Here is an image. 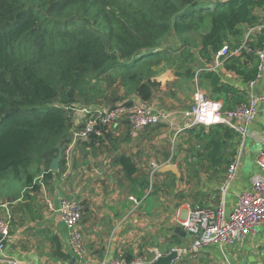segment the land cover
<instances>
[{
	"label": "trees",
	"instance_id": "obj_1",
	"mask_svg": "<svg viewBox=\"0 0 264 264\" xmlns=\"http://www.w3.org/2000/svg\"><path fill=\"white\" fill-rule=\"evenodd\" d=\"M259 9L264 0H0V179L22 182L21 197L38 192L64 172L63 159L55 173L50 164L70 142L75 106L113 107L131 96L151 102L163 71L184 68L193 78L191 51L212 60L223 45L238 47ZM258 71L257 64L245 80ZM207 131L189 153L210 158L225 147L219 132L234 138L223 126ZM116 154L125 193L141 199L146 175Z\"/></svg>",
	"mask_w": 264,
	"mask_h": 264
},
{
	"label": "crops",
	"instance_id": "obj_2",
	"mask_svg": "<svg viewBox=\"0 0 264 264\" xmlns=\"http://www.w3.org/2000/svg\"><path fill=\"white\" fill-rule=\"evenodd\" d=\"M255 13L260 20L250 35L249 44L257 50L264 40V9ZM248 29L244 30L240 45ZM191 52L195 62L191 72L193 78L185 76L187 69L173 66L156 79L159 86L151 102L171 114L168 124L149 127L136 137H131L127 127L121 125L100 147L90 148L81 143L69 173L66 176L62 173L48 182L53 193L45 194L40 188L36 193L29 192V197L17 196L18 199L10 204L0 201V207H8L13 214L10 235L0 251V260L25 264H77L70 254L69 234L58 211L62 199L79 200L84 207L79 226L91 261H110L119 253L130 260L148 259L152 250L166 252L172 247L189 245V235L174 231L180 228L179 222L190 210L196 207L216 210L222 206L228 215L241 192L250 189L253 177L260 175L264 179L256 165L257 159L264 156V104L258 107L255 120L248 126L242 151L239 139L232 131L233 139H226L219 132L217 138L225 142V147L220 154L210 158L187 151L190 146L193 151L199 147L194 137L201 128L187 129L181 117V113L192 105L196 91L221 103L224 109H232L252 96L264 94V72L252 87H249L252 80H245L258 64L256 54L250 52L246 56L242 51L215 65L213 58L201 57L196 49ZM232 68H239L241 73ZM116 153L129 157L139 173L147 175V181L150 165L158 166L150 189L149 181L148 187L143 189L141 205L132 212V203L127 197L139 199L133 194L115 192L112 197L100 195L99 198L94 194L101 188L99 181L106 182L120 174V167L112 165ZM238 153L236 174L227 183V167ZM169 164L176 166L178 178L170 172H160ZM173 177L176 178L174 182ZM53 239L58 242V252ZM180 259L179 264H264V227H256L236 246L209 245L194 258L185 254Z\"/></svg>",
	"mask_w": 264,
	"mask_h": 264
},
{
	"label": "built area",
	"instance_id": "obj_3",
	"mask_svg": "<svg viewBox=\"0 0 264 264\" xmlns=\"http://www.w3.org/2000/svg\"><path fill=\"white\" fill-rule=\"evenodd\" d=\"M254 27L248 29L243 43L233 50H229L227 45H223L213 55L214 64L218 65L226 58L239 55L242 51L255 53L258 59V78L260 73L264 72V40L257 50H254L249 44ZM256 81L257 79L250 81L249 87H252ZM262 104H264V94L252 96L246 103L238 104L232 109H224L221 103L209 99L200 91H196L192 105L181 113V117L187 129L203 128L207 131L215 126L227 128L237 136L241 149H243L244 142L248 137V126L255 120L258 107ZM156 106L153 102H143L136 97L113 107L75 106L72 125L69 129L70 142L62 152L65 167L62 175L66 176L69 173L73 159L77 154V146L81 143H89L92 137L97 142L94 147H99L98 142L104 133L113 132L121 125L127 127L131 137H136L149 127L168 124L172 118L171 114ZM239 156L240 153L233 158L227 167V183L236 174ZM256 165L264 174V156L257 159ZM157 169V164L152 163L150 165L149 189L151 178L155 176ZM127 199L132 203L131 212L142 203V199L133 196H128ZM58 211L69 234L70 254L77 264H155L156 260L166 257L170 253L176 254L171 264H179L182 255L187 254L194 258L202 248L209 245L236 246L243 238L252 234L256 227H264V179L260 175L254 176L250 189L241 192L237 204L228 215L225 214L222 206L216 210L205 207H196L190 210L186 217L179 222V227L191 237L189 245L172 247L166 252L152 250L148 259L137 257L129 260L123 253H119L110 261L96 263L91 261L79 226L84 212L82 203L79 200L62 199ZM12 221L13 214L10 209L6 206L0 207V251L4 249L9 238ZM0 264L25 263L4 259L0 260Z\"/></svg>",
	"mask_w": 264,
	"mask_h": 264
},
{
	"label": "rangeland",
	"instance_id": "obj_4",
	"mask_svg": "<svg viewBox=\"0 0 264 264\" xmlns=\"http://www.w3.org/2000/svg\"><path fill=\"white\" fill-rule=\"evenodd\" d=\"M189 38L194 39L195 36L191 34ZM170 43L179 44L178 41H174V40H169L167 44L169 45ZM187 52H190V50H187ZM203 131L205 130L203 129ZM240 149H241V146H240ZM146 179H147V175H146ZM152 180H153V177L151 178V182ZM148 181H149V177H148ZM98 183L100 184L101 188L98 189L99 190L98 193H95L94 191V194L96 195L97 198H99L100 195L106 196V197H112L115 194V192H119V194L125 195V189H124L125 184L119 173L115 174L113 178L107 179L106 182L99 181ZM120 183H123V186H121ZM21 184L22 182H19L13 179L11 176H7V177L0 179V201H7L9 202L8 204H10L17 196L19 195L21 196L22 195ZM41 190L45 191V194L53 193L52 190L49 188V184L47 185L43 184L41 187Z\"/></svg>",
	"mask_w": 264,
	"mask_h": 264
},
{
	"label": "water",
	"instance_id": "obj_5",
	"mask_svg": "<svg viewBox=\"0 0 264 264\" xmlns=\"http://www.w3.org/2000/svg\"><path fill=\"white\" fill-rule=\"evenodd\" d=\"M62 152H63L62 149L59 148L57 156L51 161L50 170L54 173L58 171L59 162L62 159ZM162 168H163V170L160 172H170L175 177H177V178L179 177V172L177 171V168L175 165L169 164V165H166ZM100 171H101V167H99L98 172H100ZM174 232L179 234V235L185 234L184 232L181 231L180 228H176ZM175 257H176L175 253H170L166 257H162V258H159L158 260H156L155 264H171Z\"/></svg>",
	"mask_w": 264,
	"mask_h": 264
}]
</instances>
